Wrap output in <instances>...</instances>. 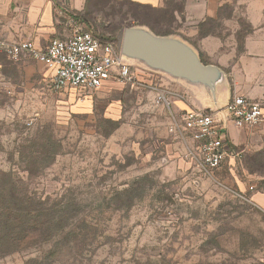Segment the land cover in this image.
<instances>
[{"label":"rangeland","instance_id":"obj_1","mask_svg":"<svg viewBox=\"0 0 264 264\" xmlns=\"http://www.w3.org/2000/svg\"><path fill=\"white\" fill-rule=\"evenodd\" d=\"M222 1V16L238 6L240 32L248 29L245 0ZM180 5L81 0L79 7L68 3L59 20L63 29L74 17L120 49L126 28L173 33L182 26ZM62 29L51 38H61ZM130 62V83L55 91L45 66L0 53V187L11 185L29 207L41 202L70 219L52 241L0 256V264L37 257L43 264H264V212L252 200L264 192V124L251 127L255 139L227 138L240 159L205 170L184 134L171 130L183 111L170 95L167 104L157 100L173 91L166 74ZM207 99L215 100L209 91ZM217 106L224 117L219 92Z\"/></svg>","mask_w":264,"mask_h":264},{"label":"crops","instance_id":"obj_2","mask_svg":"<svg viewBox=\"0 0 264 264\" xmlns=\"http://www.w3.org/2000/svg\"><path fill=\"white\" fill-rule=\"evenodd\" d=\"M80 1L0 0V36L9 42L28 40L37 47H45L54 39L51 37L62 29L63 23L59 19H63V8L68 3L72 7L74 3L79 7ZM131 1L138 5L162 8L168 0ZM177 1L181 5L175 11V19H180L182 26L167 36L191 47L203 64L218 67L222 77L215 85L213 103L208 102L206 87L168 75H162L161 78L173 86V91L160 95H170L172 105L180 111L206 109L217 112L218 92L224 105L234 96L264 101V0L244 2L243 18L251 31L243 38L242 50L237 37L241 30L238 6L231 5V15L222 16L221 10L225 6L222 0ZM211 23L215 24L213 28L210 27ZM58 26H61L59 31ZM67 34L66 19L61 38ZM225 126L226 140L228 138L240 144L242 139L247 140V136L249 140L256 138L251 128L239 129L229 123ZM240 133L246 137L240 138ZM252 200L264 212V192L253 193Z\"/></svg>","mask_w":264,"mask_h":264},{"label":"built area","instance_id":"obj_3","mask_svg":"<svg viewBox=\"0 0 264 264\" xmlns=\"http://www.w3.org/2000/svg\"><path fill=\"white\" fill-rule=\"evenodd\" d=\"M67 27V36L54 38L45 47H37L28 40L9 42L0 39V53L9 59L27 55L45 66L50 71V84L55 91H94L108 81L130 83L134 80L132 60L124 57L119 48L103 43L74 17L67 19ZM157 100L167 104L162 94ZM225 109L222 118L217 117V112L185 110L181 120L171 129L189 140V155L205 170L219 169L242 156L227 143V123L242 129L264 122L261 104L250 98L234 96Z\"/></svg>","mask_w":264,"mask_h":264},{"label":"water","instance_id":"obj_4","mask_svg":"<svg viewBox=\"0 0 264 264\" xmlns=\"http://www.w3.org/2000/svg\"><path fill=\"white\" fill-rule=\"evenodd\" d=\"M120 52L151 70L202 85L215 98V85L222 77L221 71L214 65L201 63L191 47L175 38L157 36L144 28H126L121 34Z\"/></svg>","mask_w":264,"mask_h":264},{"label":"trees","instance_id":"obj_5","mask_svg":"<svg viewBox=\"0 0 264 264\" xmlns=\"http://www.w3.org/2000/svg\"><path fill=\"white\" fill-rule=\"evenodd\" d=\"M250 31V27L243 32L239 31L237 37L240 50H242L243 38ZM258 157L264 164V152L259 153ZM0 175L4 176V174ZM64 211H58V214L55 215L41 202H38L34 207H29V203L20 199L11 185L8 188L0 187V256L52 241L55 233L68 226L70 219ZM24 264L43 263L37 257Z\"/></svg>","mask_w":264,"mask_h":264}]
</instances>
